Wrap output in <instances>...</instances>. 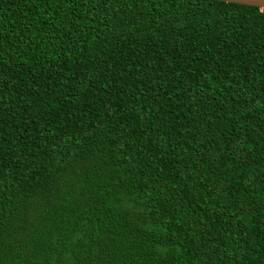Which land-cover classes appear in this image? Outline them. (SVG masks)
Instances as JSON below:
<instances>
[{
  "label": "trees",
  "instance_id": "1",
  "mask_svg": "<svg viewBox=\"0 0 264 264\" xmlns=\"http://www.w3.org/2000/svg\"><path fill=\"white\" fill-rule=\"evenodd\" d=\"M0 264H264V10L0 0Z\"/></svg>",
  "mask_w": 264,
  "mask_h": 264
},
{
  "label": "water",
  "instance_id": "2",
  "mask_svg": "<svg viewBox=\"0 0 264 264\" xmlns=\"http://www.w3.org/2000/svg\"><path fill=\"white\" fill-rule=\"evenodd\" d=\"M223 3H231L244 5L248 7H255L259 10H264V0H216Z\"/></svg>",
  "mask_w": 264,
  "mask_h": 264
}]
</instances>
